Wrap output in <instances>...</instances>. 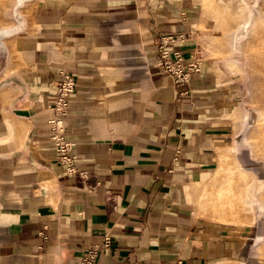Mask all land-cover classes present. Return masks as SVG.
<instances>
[{
	"label": "crops",
	"instance_id": "1",
	"mask_svg": "<svg viewBox=\"0 0 264 264\" xmlns=\"http://www.w3.org/2000/svg\"><path fill=\"white\" fill-rule=\"evenodd\" d=\"M3 1L0 264H75L95 246V264H264V107L245 108L229 50L244 30L264 50L250 0L239 15L225 0ZM209 21L228 69L202 55ZM178 33L200 64L185 84L156 62ZM65 71L73 173L49 138Z\"/></svg>",
	"mask_w": 264,
	"mask_h": 264
},
{
	"label": "built area",
	"instance_id": "2",
	"mask_svg": "<svg viewBox=\"0 0 264 264\" xmlns=\"http://www.w3.org/2000/svg\"><path fill=\"white\" fill-rule=\"evenodd\" d=\"M183 40L182 33L163 34L158 40L160 52L156 62L162 72L171 75L178 84L188 83L191 74L200 71L198 59L192 57L186 60L181 51L174 49V44ZM76 84L77 77L74 73L67 71L62 73V78L56 83V92L50 103L55 115L48 120L52 148L57 153L59 162L69 173L77 169V153L74 151V143L69 141L64 133L63 119L68 113V104L71 95L75 92ZM104 245H109L108 236H105ZM97 252V246L87 250L75 264H95Z\"/></svg>",
	"mask_w": 264,
	"mask_h": 264
},
{
	"label": "rangeland",
	"instance_id": "3",
	"mask_svg": "<svg viewBox=\"0 0 264 264\" xmlns=\"http://www.w3.org/2000/svg\"><path fill=\"white\" fill-rule=\"evenodd\" d=\"M4 3H1L0 6L2 8H6L7 1H3ZM245 3V0H243ZM244 7H248L251 13V20L255 24H263L264 25V0H250L248 6L246 3L244 4ZM208 22L207 25L203 26L202 31L200 32V35L198 36L201 43V52L202 55L206 58H212L213 60L222 61L223 65L226 66V58L220 59L216 58L208 48V44L211 41V37L213 35L214 29L213 25ZM260 34L259 41H264L263 33H256V35ZM248 38V33L246 30L243 31L238 36V45L237 49L229 48L231 52L236 53L237 58L240 61L241 68L235 67V70H241L240 73H236L238 75V78L240 80V85L242 86V95L243 98V104L245 108H247V105L249 107H252L254 109V117L256 116V108H263L264 107V50L263 49H257L256 45L254 43L249 44L248 46L243 47L242 42ZM241 41V42H240ZM254 54L256 58L249 60L246 55ZM263 55V58L261 60H258L257 57H260ZM228 69V68H227ZM235 72V71H234ZM240 164L244 167H247L246 161L239 160Z\"/></svg>",
	"mask_w": 264,
	"mask_h": 264
},
{
	"label": "bare ground",
	"instance_id": "4",
	"mask_svg": "<svg viewBox=\"0 0 264 264\" xmlns=\"http://www.w3.org/2000/svg\"><path fill=\"white\" fill-rule=\"evenodd\" d=\"M223 13L230 11L236 12L239 15L242 11L240 2L237 0H225L224 2L217 4ZM57 82V81H56Z\"/></svg>",
	"mask_w": 264,
	"mask_h": 264
}]
</instances>
